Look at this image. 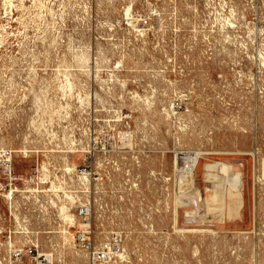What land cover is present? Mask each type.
I'll return each instance as SVG.
<instances>
[{
  "label": "rangeland",
  "instance_id": "1",
  "mask_svg": "<svg viewBox=\"0 0 264 264\" xmlns=\"http://www.w3.org/2000/svg\"><path fill=\"white\" fill-rule=\"evenodd\" d=\"M85 199L105 264H264V0H0V230L88 264Z\"/></svg>",
  "mask_w": 264,
  "mask_h": 264
},
{
  "label": "built area",
  "instance_id": "2",
  "mask_svg": "<svg viewBox=\"0 0 264 264\" xmlns=\"http://www.w3.org/2000/svg\"><path fill=\"white\" fill-rule=\"evenodd\" d=\"M1 157L5 159L6 168L8 171L9 179H15L11 174V152L7 150L1 151ZM196 157H189L186 161L179 163L178 171L179 173L185 177L190 178L196 167L197 163ZM81 175L88 181V184L85 186L86 191L89 190L91 185H93V181L96 178H93L92 172V156L88 155V159L81 171ZM74 214L73 217L77 219V226L74 230V234L72 236L74 243H76L79 248L84 251L87 255L88 264H105L110 261L111 252L109 247H100L97 248L95 246L93 240V226L92 219L94 217V205L88 199L83 201H79L74 205ZM100 208L102 209V205L100 204ZM11 213L9 212V215ZM100 216V215H99ZM27 218H24L26 220ZM19 225V224H18ZM20 226V225H19ZM22 227V228H21ZM18 232L19 234H27V228L25 225L19 227V231H11L10 229H1L0 234L6 235L7 239V248L10 251V255L8 257L9 260L14 261V263L23 264L24 257H34V259H40L43 261H50L51 256H42L38 255L37 251L39 248L38 242L30 243L29 245H25L23 247H15L12 243V235H15ZM5 258H0V264H4ZM11 263V262H10ZM38 264V263H37Z\"/></svg>",
  "mask_w": 264,
  "mask_h": 264
},
{
  "label": "bare ground",
  "instance_id": "3",
  "mask_svg": "<svg viewBox=\"0 0 264 264\" xmlns=\"http://www.w3.org/2000/svg\"><path fill=\"white\" fill-rule=\"evenodd\" d=\"M178 165H179V164H177L176 167H178ZM211 165H212V164H211ZM218 165H219L218 163H213L212 166H213V168H214L215 171L218 169ZM211 168H212V167H211ZM208 170H209V169H208ZM212 175H214V174H212V173L209 174V176H212ZM216 175H217V174H216ZM217 176H218V175H217ZM230 176H231V175H230ZM234 176H236V175H234ZM83 178H84V177H83ZM238 179H239V178H238ZM181 181H182V180H181ZM186 181H187V183H188L187 185H188V187H189V184L191 183V180H190V179H187ZM219 181H220V180H219ZM184 182H185V180H184ZM215 182H216V181H215ZM182 183H183V182H182ZM228 184H229V183H228ZM235 185H237V184H235ZM91 187H92V186H91ZM233 187H234V185H233ZM230 188L232 189V187H230ZM235 188H237V187H235ZM185 189H186V188H185ZM235 190H236V189H235ZM237 191H238V190H237ZM232 193H233V189H232V190H228V195H229V194H232ZM59 207H61V206H59ZM63 207H64V206H63ZM64 208H65V207H64ZM59 209H61V208H59ZM66 209H67V208H66ZM63 210H64V209H63ZM63 210H62V211H63ZM66 211H67V210H66ZM63 213H64V212H61V214H63ZM65 216H66V215H65ZM65 216H64V217H65ZM68 216H69V215H68ZM175 216H176V215H175ZM61 217L63 218V216H61ZM71 217H73V216H71ZM176 217H177V216H176ZM65 218H66V217H65ZM67 218H68V217H67ZM67 218H66V219H67ZM68 219H69V218H68ZM70 220H71V219H70ZM70 220H69V221H70ZM65 221H66V220H65ZM67 221H68V220H67ZM63 230H65V229H63ZM65 231H66V230H65ZM66 233H67V232H66ZM64 235H65V234H64ZM64 237H66V236H64ZM68 243H70V242H68ZM70 244H71V243H70Z\"/></svg>",
  "mask_w": 264,
  "mask_h": 264
}]
</instances>
